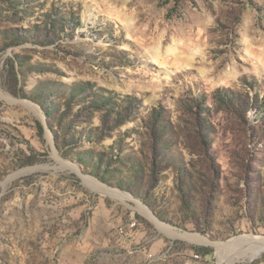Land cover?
<instances>
[{"label": "rangeland", "instance_id": "1", "mask_svg": "<svg viewBox=\"0 0 264 264\" xmlns=\"http://www.w3.org/2000/svg\"><path fill=\"white\" fill-rule=\"evenodd\" d=\"M82 175L181 231L264 236V0H0V264L219 263Z\"/></svg>", "mask_w": 264, "mask_h": 264}, {"label": "bare ground", "instance_id": "2", "mask_svg": "<svg viewBox=\"0 0 264 264\" xmlns=\"http://www.w3.org/2000/svg\"><path fill=\"white\" fill-rule=\"evenodd\" d=\"M85 182L90 185H98L104 189L105 192H107L109 195L115 197V198H121V199H127L132 198L136 201L138 209L144 213L147 217H149L157 226V228L164 234L168 235L172 238H182L186 239L190 242L196 243V244H204V245H211L216 249V254L219 257V263L223 264V262L230 257L233 258V256L237 257H249V258H256L259 257L262 253H264V236H254V235H245L240 236L235 239H231L228 242L223 241H213L210 240L207 236L202 235L200 233H190L187 231H181L171 225H168L162 221H160L158 218H156L149 208L143 204L138 198H134L129 193L108 188L103 186L98 180L95 178H91L85 175H82ZM12 177H9L8 180H10ZM243 244L246 248L241 250L239 253L237 252H230L227 253L223 251L224 246H231V245H240ZM247 247L249 249L247 250ZM252 249V250H251Z\"/></svg>", "mask_w": 264, "mask_h": 264}, {"label": "trees", "instance_id": "3", "mask_svg": "<svg viewBox=\"0 0 264 264\" xmlns=\"http://www.w3.org/2000/svg\"><path fill=\"white\" fill-rule=\"evenodd\" d=\"M49 15V14H48ZM52 15V14H51ZM51 15H49L48 17H47V21H46V25L47 26H49V25H53V23H55L56 21H57V19L56 18H53V17H51ZM65 29V26H62V30H64ZM21 91H22V95L23 96H27V93H26V91L23 89V88H21L20 89ZM101 96H103V95H101ZM105 97V96H104ZM106 98V97H105ZM42 100H44V99H42ZM45 101V100H44ZM44 101H39L40 102V104H44ZM95 103L96 104H99V102H98V100H95ZM106 103H110V100H106ZM43 108H44V110H45V115H46V117H47V125H48V128L53 132V135H54V139H55V143L57 144V146H59L60 145V143L62 144V145H65V146H70V144L71 143H69L68 142V140L66 139V135H67V133L66 132H63L62 134H61V132L62 131H64L66 128L65 127H63L61 124H60V122H58V124L57 125H54V123L56 122V119L58 118V116L57 115H55L54 114V111L52 110V109H50L49 107H45L44 105H43ZM257 110H260V108L259 107H257ZM156 116V115H155ZM154 117V112H152V117H151V119ZM61 119H63L62 117H61ZM52 121H53V123H52ZM123 122L122 121H120L118 124H122ZM105 124H106V122H105ZM89 140H93L92 138H90ZM113 161L115 160V159H112ZM155 164H156V162H154V161H152V165L150 166V169H149V173H148V183H149V185H148V187H149V190L152 188V186L155 184V182H156V175H155V172H156V170L154 169V167H155ZM109 166L110 165H108V166H106L107 167V169L109 168ZM95 175L100 179V180H103L104 181V178L102 177V175H100L98 172H96L95 173ZM138 175V174H137ZM138 177V176H137ZM147 183V184H148ZM129 191L130 192H132L133 194H135V195H140V194H136L135 192H134V190H132V189H129ZM140 197L143 199V201H145V203H147V200H146V197L147 196H145V195H143V194H141L140 195ZM149 205V204H148ZM150 206V205H149Z\"/></svg>", "mask_w": 264, "mask_h": 264}, {"label": "built area", "instance_id": "4", "mask_svg": "<svg viewBox=\"0 0 264 264\" xmlns=\"http://www.w3.org/2000/svg\"><path fill=\"white\" fill-rule=\"evenodd\" d=\"M131 226H134V224H131ZM120 230H123L122 228Z\"/></svg>", "mask_w": 264, "mask_h": 264}]
</instances>
